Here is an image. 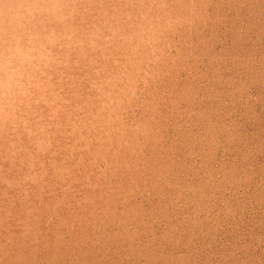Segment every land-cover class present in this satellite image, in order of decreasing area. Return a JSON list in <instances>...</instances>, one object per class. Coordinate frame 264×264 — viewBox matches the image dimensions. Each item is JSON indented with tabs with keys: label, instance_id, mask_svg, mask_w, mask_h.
<instances>
[{
	"label": "clouds",
	"instance_id": "clouds-1",
	"mask_svg": "<svg viewBox=\"0 0 264 264\" xmlns=\"http://www.w3.org/2000/svg\"><path fill=\"white\" fill-rule=\"evenodd\" d=\"M0 264H264V0H0Z\"/></svg>",
	"mask_w": 264,
	"mask_h": 264
}]
</instances>
